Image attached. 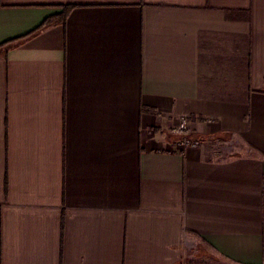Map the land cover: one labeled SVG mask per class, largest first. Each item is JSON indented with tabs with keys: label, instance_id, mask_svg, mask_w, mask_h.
<instances>
[{
	"label": "crops",
	"instance_id": "obj_1",
	"mask_svg": "<svg viewBox=\"0 0 264 264\" xmlns=\"http://www.w3.org/2000/svg\"><path fill=\"white\" fill-rule=\"evenodd\" d=\"M0 264H264V0H0Z\"/></svg>",
	"mask_w": 264,
	"mask_h": 264
},
{
	"label": "built area",
	"instance_id": "obj_2",
	"mask_svg": "<svg viewBox=\"0 0 264 264\" xmlns=\"http://www.w3.org/2000/svg\"><path fill=\"white\" fill-rule=\"evenodd\" d=\"M175 130L178 132H185L184 134H187L189 127H188L187 118L185 116H182L179 118V121H178L177 126L175 127ZM184 143H187V144L190 143L192 147L196 146V142L194 141L185 140Z\"/></svg>",
	"mask_w": 264,
	"mask_h": 264
},
{
	"label": "trees",
	"instance_id": "obj_3",
	"mask_svg": "<svg viewBox=\"0 0 264 264\" xmlns=\"http://www.w3.org/2000/svg\"><path fill=\"white\" fill-rule=\"evenodd\" d=\"M69 7L70 6H67V5L64 6L63 12L57 18H54L55 16L46 18L40 26L46 25L47 23H49L50 21H52V19H59L60 21L65 20L66 14H67V11H68ZM196 140H198V139H196Z\"/></svg>",
	"mask_w": 264,
	"mask_h": 264
},
{
	"label": "rangeland",
	"instance_id": "obj_4",
	"mask_svg": "<svg viewBox=\"0 0 264 264\" xmlns=\"http://www.w3.org/2000/svg\"><path fill=\"white\" fill-rule=\"evenodd\" d=\"M179 121V120H178ZM178 121H177V124H178ZM188 122V121H187ZM177 124L174 126V130H175V127L177 126ZM188 127L190 128V124L188 123ZM176 131V130H175ZM176 132H178V131H176ZM188 133H190V131L188 130L187 131ZM179 133H185V132H179ZM198 137H200V136H198ZM193 139L194 140H192V141H194V142H196V146L195 147H197L198 145H199V142H198V140H200V138H195V137H193ZM196 139H198V140H196ZM184 145H186V146H191L190 145V143L189 144H187V143H184ZM223 146V144L222 145H220V147H218V149H220L221 147ZM224 148V147H223ZM223 148H221V149H223Z\"/></svg>",
	"mask_w": 264,
	"mask_h": 264
}]
</instances>
